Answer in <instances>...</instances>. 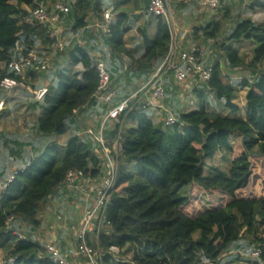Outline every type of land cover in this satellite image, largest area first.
Returning <instances> with one entry per match:
<instances>
[{"label": "trees", "instance_id": "1", "mask_svg": "<svg viewBox=\"0 0 264 264\" xmlns=\"http://www.w3.org/2000/svg\"><path fill=\"white\" fill-rule=\"evenodd\" d=\"M39 1L0 0V104L4 102L7 109L13 103L12 114L23 108L25 115L33 116V130L26 134L25 143L12 145V137L8 140L0 134V153L4 152L0 251L6 254L0 264H53L44 244L33 235L42 226L39 214L66 187L69 171L82 172L84 179L103 176V150L87 135L79 116L98 103L97 64H105L109 87L125 78L115 95L117 102L123 101L138 89L139 82L146 83L154 75L172 44L166 21L148 12L150 0H97L95 10V0H46L49 12L56 3L68 8L57 25L62 20L70 23L72 34L90 25L89 14L100 18L102 25L104 11L111 8L115 12L108 31L99 29L98 40L92 37L100 44L94 50L76 41L63 45L59 52L55 45L60 40L51 37L56 28L26 22ZM171 6L175 15L187 12L182 0H171ZM249 9L264 13V0H254ZM212 10L200 14L207 20L204 24L192 25L193 45L212 58L203 59L211 67V79L203 82L195 77L183 83L192 85L198 107L180 110L181 102L170 85L175 81L173 72L169 71L172 80L164 79L160 121L135 106L116 121L109 120L112 127L104 129L105 138L109 136L112 142L121 137V151L107 208L111 228L102 231L98 242L103 264H154L157 252L172 249L176 254L174 249L180 247L186 254H199L208 264H264V238L258 236L261 230L264 233V193L253 188V179L264 175V23L240 18L226 34L224 27L232 12L227 7ZM139 19L143 26H136ZM153 25L156 35L152 38ZM132 30L143 50L140 59L134 55L138 49L126 48L125 37ZM245 42L251 45L249 62L239 53L238 45ZM18 46L48 60L47 70L31 67L18 73L9 68ZM8 80L15 86L8 88ZM44 89L46 94L37 100L36 93ZM243 90H247V106L241 118L235 100ZM211 97L222 101L229 113L209 111ZM170 115L176 118L173 126L165 123ZM233 135L238 139L235 147L230 142ZM107 150L116 157L112 146ZM217 155L228 159L226 169L206 167V161ZM11 176L14 180L8 182ZM1 184H7L6 188ZM196 198L202 208L192 213ZM217 198L222 202L217 203ZM135 244L150 252L131 263L116 255L117 250L126 255ZM88 245L95 247L96 243L88 239ZM257 251L260 255L255 258Z\"/></svg>", "mask_w": 264, "mask_h": 264}, {"label": "built area", "instance_id": "2", "mask_svg": "<svg viewBox=\"0 0 264 264\" xmlns=\"http://www.w3.org/2000/svg\"><path fill=\"white\" fill-rule=\"evenodd\" d=\"M45 1L46 0H40L36 3V8L32 11V17L28 18L26 22L31 24L36 21L40 24H49L53 28H56L60 14L68 12V8L63 4L56 3L52 8V12H49L47 10V5L44 4ZM206 4L211 9H215L218 6V0H207ZM148 12L156 18L159 17L166 21L172 38V44L167 56L148 83L129 99L117 106H113L111 103L114 98V94L109 93L107 96H103L104 93L108 91L110 86V80L105 64L101 61L97 64L99 85L97 88L96 98L103 100L104 103L111 108L102 123L100 132L95 133L93 130H87L86 133L93 141L97 142L101 146L103 154L105 155L104 162L106 163V173L101 181L100 187L97 190L92 207L84 213L82 218V228L77 236H75V249L72 255L74 264H103L104 254L99 248L98 242L102 231L111 228V223L106 217L107 208L111 192L115 188L117 180V156L121 151V137L119 136L114 144V153L116 157L113 158L108 155L103 136L106 123L109 120H117L119 116L132 110L135 106H140L143 110L160 109L165 96L163 76L169 71L173 72V78L175 82L179 84L184 83L189 78L195 77H198L203 82H207L211 79V67L204 65L203 52H201L199 48L192 47L188 51L176 52L174 46L176 23L170 5V0H150ZM113 16V9L105 12L104 24L99 25V29H101L102 33H106L108 31V28L112 23ZM55 35L56 30L51 34V37L54 38ZM55 47L59 50V52L63 50L62 43L56 44ZM15 52L17 53L16 59L9 63V68L14 71L22 73L31 67H34L35 70L39 71L47 70L48 60L42 59L34 50H25L23 46H18L15 49ZM5 84L9 87L15 86V83L9 80L6 81ZM45 94V89L37 92V100L42 99ZM165 123L168 126H173L176 123V118L170 115L165 120ZM82 179L84 180L82 172L69 171L64 185L67 188H73L76 186L78 180ZM13 180L14 176H11L8 182H12ZM6 186L7 184H4L1 188L5 189ZM88 239L94 240L96 246H89ZM42 247L51 256L53 264H71L67 259V256L62 254L53 244L45 243ZM259 255L260 253L257 251L253 254V257L257 258Z\"/></svg>", "mask_w": 264, "mask_h": 264}, {"label": "rangeland", "instance_id": "3", "mask_svg": "<svg viewBox=\"0 0 264 264\" xmlns=\"http://www.w3.org/2000/svg\"><path fill=\"white\" fill-rule=\"evenodd\" d=\"M253 2H254V0H223V3H221L220 0H218L217 9L227 7L232 12L231 21L228 22V24L224 27V32L226 34L230 33V30L233 28L235 21H237L240 18L241 19H252L253 21H255L259 24L264 23V13H260L258 11H252L249 9ZM204 8H202V9L206 10V11H212L213 12V10L210 7L206 6ZM172 12H173V10H172ZM173 15H174V12H173ZM218 19L221 20V17L219 16ZM175 23H176V34L175 35L177 37H181V34H179V30L177 31L176 20H175ZM238 47H239L240 56L246 62H249L252 59L251 45L248 42H245L242 45H238ZM202 52H204V51L202 50ZM209 55L207 54V56H206L205 52L203 53L204 62L209 57ZM209 59H212L211 56L209 57ZM244 76L246 78L249 77V75L247 73L244 74ZM165 78H168L169 81L172 80V75L170 74V72H168L167 74H165L163 76V80ZM122 79H123V81L121 83H119L118 85L113 83L111 85L113 88L109 87L108 91H106L103 96L105 97L109 93H113L114 96L117 95L116 91H119L118 87L121 88L125 84V81H124L125 78L122 77ZM239 80H240V78L238 79V81ZM163 83H164V81H163ZM170 85H171V88L174 89L175 93H177V95H178L177 100L181 102V106H180L181 111L186 112V111H190V110H193V109L198 107L197 100L192 96V93H191L192 85H190L188 83L179 84V83H176L175 81L173 83H171ZM7 87L10 88L9 86H7ZM246 94H247V90H243L241 92H238L237 96H236V100H235V104H237L240 108V112L237 114V116H239L241 118L244 117V112H245V109L247 106ZM116 99H118V98H116ZM113 100H112L111 105L113 104ZM171 102L174 105V102H176V100L174 101V99H172ZM7 106H8L7 109H5L4 102H2L0 104V134H4V136L8 140H11V137H12L14 139L12 141L15 142L12 145L17 144L18 141L20 142L22 140H25L24 141V143H25L27 140L26 134L30 133L31 130H33V128H32L33 127V116H32V114L31 115H27V114L25 115V111L23 108L19 109L17 111V113L12 114L10 112V110L12 109L13 103H11V104L9 103ZM208 110L213 111L219 115H227L229 113L227 109H224L223 102L217 101L213 97H211V104H210V107L208 108ZM160 120H161V118H158V121H160ZM67 137H69V136H67ZM67 137L60 138L59 142L63 143L65 141L64 139H66ZM237 141H238V139H237L236 135L231 136L230 142H231L233 147L236 146ZM3 154H4V152L0 153V168L4 167L2 165ZM228 158L231 159V155L228 154ZM8 165H10V164H8ZM212 166L213 167L214 166H220L221 168L226 169L228 167V159L223 158L222 155H217L214 159L206 161V167L207 168H210ZM207 168L205 170V175L208 174ZM0 182H2V181L0 180ZM253 188H258L259 190L263 191V193H264V175L259 176L257 179H255V178L253 179ZM70 198L76 199L73 196H71ZM216 202L221 203L222 200L217 198ZM71 206H72V208L76 207L75 209H78V207H79L78 203L75 200L72 201ZM69 207H70L69 204L65 205L61 202H58L57 200L51 201L50 203L45 204V206L43 207V210L41 211V213L38 216V220L42 225L38 232L43 231L41 234L44 236L43 241L46 242V239L49 237V239L51 241L49 240L47 243L50 242V244H52V236H53V233L50 232V234H49L47 231H45V228H43V226L47 225V223L53 222L52 217H54V216L58 217L57 220H59L60 218L62 220H65L66 215L68 218L69 217L68 215L70 214V213H67ZM72 208H69L70 212H72V210H73ZM200 208H202L201 203L199 201V198H196L195 199V207L190 208V211L192 213H194V212L198 211ZM73 213L75 214V211H73ZM57 222H59V221H57ZM57 222H55V223H57ZM57 224L62 226L60 223H57ZM38 232L33 233V235H37ZM41 235H39V236H41ZM258 236H259V238H264V233L262 232V230L259 232ZM148 252H150V251L146 250L145 246H143L142 244H135V245H132L130 247V251L126 255L123 253H120L118 250L115 253L119 258H123L126 261H129L131 263V261L134 258L139 257V256H143ZM172 252H173L172 249H163V251L157 252L156 254H154L155 255L154 264H208V263H205L203 261L202 257L199 254H197L196 256L195 255L192 256L189 253L186 254V249H183L181 247L174 249V252L176 254H173ZM179 254H181V255H179ZM5 258H6V254H5V252H3V250H1L0 251V261H3ZM228 264H238V263H228Z\"/></svg>", "mask_w": 264, "mask_h": 264}, {"label": "crops", "instance_id": "4", "mask_svg": "<svg viewBox=\"0 0 264 264\" xmlns=\"http://www.w3.org/2000/svg\"><path fill=\"white\" fill-rule=\"evenodd\" d=\"M185 8L187 9L186 14L182 15H175L174 12V19L177 22V31L179 30V34H181V37H177L175 35V50L176 52L181 51H188L192 47H195L192 43V25L194 24H204L207 20L206 18H201L200 14H203L204 12H208L206 10H203L202 8L206 7V1L207 0H182ZM195 1V2H194ZM171 5V0H170ZM191 9L189 10V8ZM208 7V6H207ZM172 8V6H171ZM94 9V8H93ZM111 9V8H110ZM108 9V10H110ZM205 9V8H204ZM107 10L104 11V13ZM214 13L212 14L213 18ZM113 20H115V12L113 16ZM112 20V21H113ZM87 21L89 22V26L82 30L78 34H72L70 33V23L63 22L57 25L56 27V35L55 37L60 40V43L67 45L69 43H73L77 41L80 45H86L90 50H94L95 47L99 46V42H93V36L96 37L98 40L97 31L99 33V25L101 24V20L98 17H95L92 14H89L87 17ZM144 21L139 19V21L136 22V26H143ZM156 35V27L155 25L152 26L150 29V36L153 38ZM140 38V37H139ZM138 37L136 36L134 30L130 31L129 34L125 37L126 41V48L132 52L134 50L138 49V52L134 55L137 58H142L143 50L141 49L139 41L137 40ZM93 52V51H92ZM97 57H100V55H96ZM127 58H124L125 63L127 62ZM153 76V75H152ZM151 76V77H152ZM150 77V79H151ZM149 79V80H150ZM148 80V81H149ZM167 81L168 78H165ZM146 83L139 82L138 89L135 90L131 96H133L136 92H138L143 86H145ZM164 81V80H163ZM130 96V97H131ZM129 97V98H130ZM117 97L114 96L113 100V106H117L121 104L124 101L117 102ZM128 98V99H129ZM98 103L93 106H88L86 109H84L80 113V120L81 122H84L86 125V130H93L95 133H99L101 130L102 123L104 122V119L106 118L109 110L107 107V104L103 102V100L97 98ZM118 103V104H117ZM110 107V106H109ZM149 116L152 120L158 122V118H161V112L163 111V102L160 106V109H148ZM116 121V120H115ZM131 124V123H130ZM108 127H112V122L108 121L104 127L105 130L109 129ZM105 135L103 131V136ZM108 135V134H107ZM105 138V136H104ZM66 140V139H64ZM114 144L115 142H112L109 136H106L105 138V145L106 150L107 146H112V150L114 151ZM108 151V150H107ZM103 161H105V155L102 154ZM106 173V163L103 164V176L101 178L97 179H87V180H78L77 184L73 188H67L64 187L63 189L59 190L53 197H51L47 204L51 201L57 200L58 202H61L63 204H69L72 208V201L75 200L78 203V209H75L76 207H73L72 212H70L68 208V212L70 213L66 219L62 220L61 218L57 220L58 217L54 216L52 217L53 222L47 223V225L43 226L45 228V231H47L49 234L50 232L53 233L52 236V244L64 255L67 256V259L71 264H74L73 259V252L75 249V236L80 232L82 228V218L84 216L85 211L90 209L93 205L94 199L96 197V193L98 188L100 187L101 181ZM71 196L75 197L76 199L70 198ZM81 208V209H80ZM75 209V210H74ZM75 211V214L73 213ZM73 217V218H72ZM68 219V220H67ZM59 221V222H57ZM60 223L62 226L58 225L57 223ZM43 231L38 232L37 235H35V239L40 242V244L47 243L50 239L49 237L46 239V242L43 241L44 236L41 235ZM41 235V236H39ZM44 242H42V241ZM51 241V240H50ZM50 243V242H49ZM242 264V263H240Z\"/></svg>", "mask_w": 264, "mask_h": 264}, {"label": "water", "instance_id": "5", "mask_svg": "<svg viewBox=\"0 0 264 264\" xmlns=\"http://www.w3.org/2000/svg\"><path fill=\"white\" fill-rule=\"evenodd\" d=\"M97 0L94 1V10L96 9Z\"/></svg>", "mask_w": 264, "mask_h": 264}]
</instances>
